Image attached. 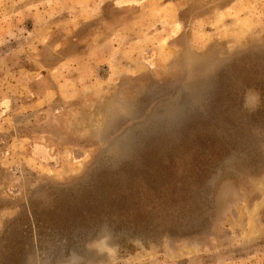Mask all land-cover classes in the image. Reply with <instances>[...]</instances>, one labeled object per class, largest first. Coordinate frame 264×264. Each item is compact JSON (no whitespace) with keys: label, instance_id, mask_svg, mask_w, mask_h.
Instances as JSON below:
<instances>
[{"label":"rangeland","instance_id":"rangeland-1","mask_svg":"<svg viewBox=\"0 0 264 264\" xmlns=\"http://www.w3.org/2000/svg\"><path fill=\"white\" fill-rule=\"evenodd\" d=\"M0 264H264V0H0Z\"/></svg>","mask_w":264,"mask_h":264},{"label":"trees","instance_id":"trees-1","mask_svg":"<svg viewBox=\"0 0 264 264\" xmlns=\"http://www.w3.org/2000/svg\"><path fill=\"white\" fill-rule=\"evenodd\" d=\"M218 158H219V157H218ZM218 158H216V159H211V158H208V157H207V160H205L204 164H206V165H208V164L213 165V164H215V162H217V159H218ZM202 171H203V169H202Z\"/></svg>","mask_w":264,"mask_h":264}]
</instances>
